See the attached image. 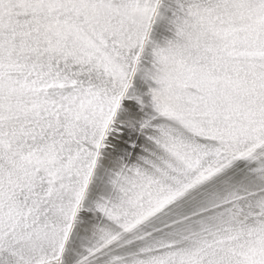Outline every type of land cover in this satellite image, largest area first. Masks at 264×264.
Wrapping results in <instances>:
<instances>
[{
    "label": "snow or ice",
    "instance_id": "snow-or-ice-1",
    "mask_svg": "<svg viewBox=\"0 0 264 264\" xmlns=\"http://www.w3.org/2000/svg\"><path fill=\"white\" fill-rule=\"evenodd\" d=\"M0 264H264V0H0Z\"/></svg>",
    "mask_w": 264,
    "mask_h": 264
}]
</instances>
